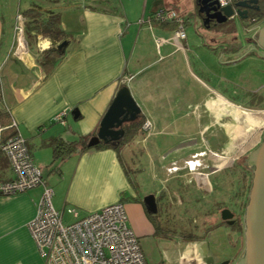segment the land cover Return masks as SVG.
Returning <instances> with one entry per match:
<instances>
[{
  "label": "crops",
  "instance_id": "obj_1",
  "mask_svg": "<svg viewBox=\"0 0 264 264\" xmlns=\"http://www.w3.org/2000/svg\"><path fill=\"white\" fill-rule=\"evenodd\" d=\"M93 1L80 0L71 4L66 0H0V104L8 111V119L4 123L8 125V122H14L16 130L25 138L33 162L42 167L44 184L53 190L51 200L55 209L73 206L79 214H84L111 203L122 202L128 217L127 223L138 237L148 264H211L224 257H234L238 250L236 237L226 244L229 254L218 258V245L213 246L207 238L206 241L202 238L188 239L174 230L155 229L143 205L139 183L129 173L122 154H130L126 145L118 148L112 145L89 147L52 162V148L48 141L53 137L74 141L81 136L93 135L116 91L122 86L121 79L124 76L132 75L127 85L141 109L142 99L137 97L136 89L141 85H149L155 79H163L165 75L170 77L173 69L166 67V59H174L175 54H182L186 59L189 56L191 60H201L198 63L201 65L202 55L206 52L214 54L217 47L234 54L245 49L243 47L251 52L254 45L247 41L246 45L241 46L243 41L236 39L223 47L220 44L226 41L225 33L221 31L220 34L214 25L211 28L213 36L210 35L207 41L202 40L200 35L196 38L195 34L191 36L186 32L185 38H176L175 21L158 24L161 21L155 14L164 9H173L168 5L171 1L173 5L179 6L178 0H151L147 17L142 15L145 11L142 10L137 25L134 18L126 15L125 19L121 18L118 8L110 4V0H98L97 4ZM194 2L190 12L182 6H179V12H175L184 19L185 30L186 27H192L197 34L203 23L197 11V0ZM33 4L41 5L42 9L58 11L61 28L68 39L64 57L47 75L36 58L42 49H32L24 40V33L19 35L15 29L17 16L22 17V11ZM58 5L59 10L55 9ZM258 23H255L257 29L264 25V18ZM70 31L76 32L77 37L69 38ZM153 40L156 45H160L158 52L163 47V56H147L145 47L151 46ZM50 44L47 38L40 39L38 36L35 47L46 49ZM15 45L20 50L23 48L24 53L21 55L24 57L20 58V55H16L17 51H12ZM237 59L229 57L226 60L232 62ZM202 67L208 70L206 66ZM132 87L136 89L133 91ZM216 98L219 99L212 100L211 105L220 104L223 108L226 100L228 105L240 109L237 102L219 95ZM63 109H67L65 123L53 122V116ZM74 109L78 111L76 117L72 113ZM253 122L257 123V118L254 117ZM152 126L154 128L156 125ZM2 155L0 180H7L13 177V172L7 158ZM41 190L42 186L38 185L11 195L0 194V264H43L27 228L28 221L34 216ZM64 215L69 217L67 220L71 219L63 210V218ZM157 216L161 224L162 217Z\"/></svg>",
  "mask_w": 264,
  "mask_h": 264
},
{
  "label": "rangeland",
  "instance_id": "obj_2",
  "mask_svg": "<svg viewBox=\"0 0 264 264\" xmlns=\"http://www.w3.org/2000/svg\"><path fill=\"white\" fill-rule=\"evenodd\" d=\"M66 1L76 4L80 0ZM93 2L97 4L98 0ZM110 2L118 8L121 18L125 19V15L134 18L136 25L141 11L145 10L142 15L146 18L151 7V0ZM178 2L188 12L191 5H195L194 0ZM173 3L171 1L169 7L179 12V6ZM55 9L59 10L60 6H55ZM200 20L202 22L201 18ZM251 24L250 20L244 21L238 16L216 23L215 30L220 34L221 31L226 33V41L220 45L224 47L236 39L254 37L258 29L252 28ZM231 28L234 30L232 33L225 32ZM185 32L191 36L195 34L196 38L202 36L204 41L210 35L213 36L211 29L203 25L198 28V35L192 27H186ZM29 37L24 35V40L30 43L32 49H43L41 46L35 47L38 37L35 41ZM76 37V32L70 31L69 38ZM151 44L145 47L147 56L154 54L157 58L164 55L163 47L158 52L160 45H156L154 40ZM240 44L244 46L246 41ZM243 48L245 49L233 54L217 47L214 54L206 52L202 55L201 65H198L201 60H197L195 56L196 59L191 60L189 56L186 59L182 54H175L176 61L173 58L166 59V67L173 69L170 77L165 75L163 79H155L150 84L146 81L149 85H141L137 89L132 87L133 91H138L137 97L142 99V102L139 101L143 115L142 130L119 145L129 147L131 155H126L125 152L122 154L129 173L139 183L142 196L149 193L159 195L161 200L157 203V215L162 217V227L175 232L180 229L200 235L189 239L202 238L206 241L207 238L213 246L218 245V258L229 254L226 244L236 237L233 233L235 227L220 221V212L225 207L229 208L243 221L244 205L247 203L252 177L248 171L242 170L243 163H246L244 152L254 144L255 136H259L264 130V103H260L264 101V58L259 57L255 50L247 52V47ZM19 50L16 45L12 48L13 52L17 51L16 55L24 57L21 55L24 53L23 48ZM55 57L56 54L52 53L50 58L54 60ZM229 57L238 59L227 62ZM218 95L239 103L240 109L228 105L226 100L223 108L218 103L211 105L212 100L219 99L216 98ZM254 117L257 118V123L253 122ZM145 121L149 122L147 127H143ZM198 122L208 126L204 127ZM152 124L156 126L153 128ZM257 132L259 133L256 134ZM190 161L192 164L188 165L187 162ZM67 219L69 217L64 215L63 222H67ZM238 239V253L241 255L244 250V233L243 236L239 234Z\"/></svg>",
  "mask_w": 264,
  "mask_h": 264
},
{
  "label": "built area",
  "instance_id": "obj_3",
  "mask_svg": "<svg viewBox=\"0 0 264 264\" xmlns=\"http://www.w3.org/2000/svg\"><path fill=\"white\" fill-rule=\"evenodd\" d=\"M233 1L218 0V3L224 6ZM155 16L160 21H175L176 38H185L184 19L175 10L164 9ZM250 21L257 28L254 19L250 18ZM23 26L19 15L15 22L19 35H22ZM131 79L132 75H127L121 82L129 83ZM66 113L67 109H63L52 120L64 124ZM11 125L16 132L3 141L0 126V150L13 172L12 178L0 180V194L11 195L42 186L34 216L28 221L27 228L43 264H148L138 237L127 223V213L120 201L84 214H79L73 206L65 207L63 210L71 219L63 222V210L52 205L53 190L44 184L42 167L33 162L25 138L16 130L15 123L11 122ZM148 125L149 122L145 121L143 127Z\"/></svg>",
  "mask_w": 264,
  "mask_h": 264
},
{
  "label": "water",
  "instance_id": "obj_4",
  "mask_svg": "<svg viewBox=\"0 0 264 264\" xmlns=\"http://www.w3.org/2000/svg\"><path fill=\"white\" fill-rule=\"evenodd\" d=\"M258 0H235L224 6H219L218 0H197L198 12L206 26L210 22L221 23L228 18L247 17V7L256 4ZM257 42L264 48V25L257 31ZM60 46V45H58ZM252 50L261 53L254 46ZM141 112L140 106L131 94L128 85H122L116 91L104 115L99 121L96 132L88 138L87 146L93 147L100 141L118 143L124 130L122 124L134 120ZM77 116V109L72 111ZM246 163L252 166L251 184L248 191L247 203L244 207V250L235 264H264V130L259 143L246 155ZM143 205L148 213L157 212V202L152 193L143 195ZM233 213L229 208L220 212L222 220L231 224ZM228 260L218 264H227Z\"/></svg>",
  "mask_w": 264,
  "mask_h": 264
},
{
  "label": "trees",
  "instance_id": "obj_5",
  "mask_svg": "<svg viewBox=\"0 0 264 264\" xmlns=\"http://www.w3.org/2000/svg\"><path fill=\"white\" fill-rule=\"evenodd\" d=\"M196 6L198 8V3L196 2ZM198 11V9H197ZM22 17H23V33L26 37L35 39L38 36H41L43 38H47L51 44L48 48L40 50L37 54V63L40 65V67L44 70L45 74L47 75L50 73L56 66V64L64 57L65 54V47L68 42L67 34L64 31L63 28L60 26V14L58 11H54L52 9H42L41 5L39 4H33L29 8L22 11ZM200 18L202 19L203 15L198 12ZM251 17H255L256 20H261L264 18V2H260V0L256 3V8L249 13V15L244 18L243 20L246 21L247 19L250 20ZM168 21H161L157 22L158 24L165 25ZM206 26L205 24H203ZM214 23L210 22L208 25V28H212ZM176 26V23H175ZM234 30L233 28L225 31L228 33H232ZM226 34V33H225ZM29 43V42H28ZM60 45V46H58ZM30 46V43H29ZM52 53L56 54V57L54 60H52L51 55ZM124 83H121L123 85ZM3 117V118H2ZM3 119V120H2ZM8 119V111L5 107L1 106L0 104V122L3 125H6L7 123H4V120ZM142 121H143V115L140 113L134 120L129 122H124L122 124V128L124 130V133L122 137L119 139L118 144H113L111 142L104 143L100 141L98 144H96L93 147H101V146H114L115 148H118L119 145H121L125 140H128L129 138L133 137L135 134L140 133L142 128ZM0 123V126L2 127L1 130V140L3 141L6 137L9 135H13L16 131L14 127L8 122V125L2 126ZM88 136H81L79 139L74 141H67L60 137H53L48 141V144L52 148V162L55 160L64 158L73 152L81 151L83 149L89 148L86 144L88 141ZM0 155H2V152L0 151ZM3 156V155H2ZM244 168L242 170L248 171L251 174V169L247 167L246 163H243L242 165ZM251 181V179H250ZM134 183V182H133ZM148 217L153 222L156 230L163 229V225L159 223V220L157 219V213H147ZM189 233V232H188ZM187 235H184L185 238H191L195 237L196 235L193 233H189Z\"/></svg>",
  "mask_w": 264,
  "mask_h": 264
},
{
  "label": "flooded vegetation",
  "instance_id": "obj_6",
  "mask_svg": "<svg viewBox=\"0 0 264 264\" xmlns=\"http://www.w3.org/2000/svg\"><path fill=\"white\" fill-rule=\"evenodd\" d=\"M260 2H264V1H262V0H260ZM256 8V4H253L252 6H250V7H247V16L249 15V13L250 12H252L254 9ZM252 19H254V22H257V21H260V20H256V18L255 17H251ZM212 23H214V22H212ZM257 33V32H256ZM255 33V34H256ZM254 34V35H255ZM243 42H247V43H249V44H253L255 47H257V48H259L260 50H262V51H264V48H262L261 46H260V44L257 42V40H256V37L254 36H252L251 38H245V37H243ZM260 103H264V101H260ZM261 135H262V133L260 132L259 133V136H255V139H254V141H253V143L254 144H252L251 146H250V148H248V150L246 151V152H244L246 155H247V153L248 152H250L254 147H256L257 146V144L259 143V141H260V138H261ZM257 138V139H256ZM258 140V141H257ZM245 161H246V159H245ZM247 167L249 168V169H251V174H252V166H249V165H247ZM160 197H159V195H155V199H156V202L158 203V201L159 200H161V199H159ZM244 207H245V205H244ZM226 208V207H225ZM231 210V209H230ZM231 212L233 213V215H232V217H231V220L233 221L231 224H229V223H227V221H225V220H222V219H220V221L222 222V223H224V224H226V225H233L234 227H235V229H234V231H233V233L236 235V237L238 236L239 237V234H242V236H243V233H244V223H243V221H242V218H241V220H239L238 218H237V216H235L234 214H235V211H233V210H231ZM221 218V217H220ZM189 233H193V232H191V231H188ZM188 232H186V231H181L180 229L179 230H176V233L177 234H179L180 236H184V235H187V233ZM181 233V234H180ZM188 233V234H189ZM193 234H195L196 236L198 235L197 233H193ZM198 236H200V235H198ZM238 237H237V241H239V239H238ZM239 245V244H238ZM239 252V246H238V250H237V254L234 256V257H224L223 259H220L219 261H217V262H213V263H211V264H218V263H220L221 261H224V260H228V263L227 264H235V262L237 261V259L239 258V255H240V253H238Z\"/></svg>",
  "mask_w": 264,
  "mask_h": 264
}]
</instances>
